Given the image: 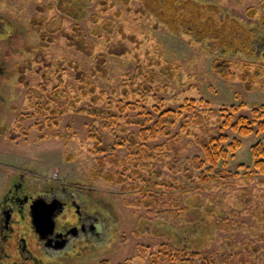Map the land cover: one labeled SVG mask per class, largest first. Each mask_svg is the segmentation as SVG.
<instances>
[{"label": "rangeland", "instance_id": "1", "mask_svg": "<svg viewBox=\"0 0 264 264\" xmlns=\"http://www.w3.org/2000/svg\"><path fill=\"white\" fill-rule=\"evenodd\" d=\"M189 1L211 5L217 18L228 15L245 29L264 28V0ZM148 6L151 0H0L6 70L0 84V186L24 174L34 183L33 193L49 187L74 193L82 204H92V213L105 226L68 254L43 255L28 232L17 233L11 242L26 236L42 260L34 264H152L164 246L199 252L200 258L187 264H264V175L197 190L185 172L193 171L189 158L203 154L197 139L205 131L242 141L229 160L232 171L240 164L253 166L251 147L264 135L240 137L220 127L231 106L237 107L234 120L251 118L255 108L264 106V52L221 53L214 40L172 33ZM82 39L85 51L78 49ZM122 46L126 53L115 51ZM101 56L105 75L95 69ZM217 62L230 67L228 79L218 73ZM75 64L97 92L115 90L114 103L123 87L131 98L143 95L144 120L150 121L147 114H154L159 101L182 116L168 126L170 135L167 127V134L149 132L148 139L140 134V124L122 122L121 135L137 137L139 155L132 147L110 148L116 136L96 122V135L110 145L97 152L99 141L88 125L92 119L82 109L91 103L90 95L67 107L57 127L47 125L46 137L37 128L28 131L35 122L28 121L30 90L42 91L46 76L49 91L62 84L63 93L79 95ZM100 99L98 105L105 107L107 97ZM196 111L207 129L194 120ZM141 112L128 114L136 119ZM186 121L188 130L182 126ZM27 256L16 260L26 264Z\"/></svg>", "mask_w": 264, "mask_h": 264}, {"label": "trees", "instance_id": "2", "mask_svg": "<svg viewBox=\"0 0 264 264\" xmlns=\"http://www.w3.org/2000/svg\"><path fill=\"white\" fill-rule=\"evenodd\" d=\"M148 1V0H147ZM151 0L153 6H148L158 20L164 24L174 34L188 35L192 39L207 38L214 40L222 49L221 53H227L231 51L250 53L252 56L264 52V28L255 31L256 29L243 28L237 24L234 19L225 15V18L217 16V10L211 5L205 6L197 4L194 1L185 0ZM217 11V12H216ZM213 41V42H214ZM79 50L85 51L84 39L78 42ZM127 48V47H126ZM124 46L116 47L115 51H119L120 54H124L128 51ZM87 49H91L88 47ZM111 52V50L109 49ZM105 58L101 56L95 62V69L99 73L105 75ZM73 67L76 69V80L79 81V95L74 97L69 93H63V89L56 86L52 90L49 89L50 80L45 76V81L41 84L42 91L31 89L29 93L30 106L28 110V121H35L32 125L28 126V131L34 127L45 136L44 132L48 125L49 127H57L59 124V117L67 111V107H73L76 103L82 100V97L90 95L92 99L88 105L86 104L82 109L84 113L92 120L88 124L92 128L91 136L97 137L99 141L96 145L98 153L108 151L110 146L104 143V139L96 135L97 130L95 123L99 124V127L106 128L110 133L116 136L115 146L117 147H132L133 154H143L142 148L138 149L137 137L131 135L128 138L123 137L122 122L124 123H136L140 124L144 128L140 130V134L144 135L148 139V133L151 132L153 136L161 134H167L166 130L168 126L177 124V117L182 116V111H176L171 108L164 109V103L162 101L156 102L153 107L152 113H148L150 121L144 120L141 117L144 115L142 110L146 112L147 99L142 95L134 99L131 98L129 90L123 87L120 97L114 103L113 96L116 91H112L107 94L105 89L96 91V86L92 80L87 76L84 70L75 64ZM215 67L218 69V73L228 79L231 76L230 67L227 63L217 62ZM259 73V71H257ZM92 78L94 76H91ZM62 80V79H61ZM60 80V81H61ZM129 91V92H128ZM140 94V93H137ZM137 94H134L136 96ZM81 96V98L79 97ZM107 97L104 105L99 106L101 97ZM143 98L142 104L141 99ZM193 103V101H191ZM161 107V108H160ZM236 106H231L224 111V115L221 118L222 124L220 130L226 133L227 130L232 131L240 137H246L250 135L260 136L264 135V106L255 108L252 111V117L239 116L234 120L233 112L236 111ZM118 111L119 115H116L114 111ZM133 110H139L141 114L136 119H132L129 116V112ZM82 111V112H83ZM157 115V117H155ZM201 114L197 111L194 115V120L197 124L202 126V129H207L200 121ZM134 120V122H132ZM224 120V121H223ZM149 121V122H147ZM234 121V122H233ZM101 122V123H100ZM151 124L147 126L146 124ZM190 121H186L182 126L188 130ZM171 128L168 127V135L171 134ZM203 137H198L197 145L201 148L202 155H194L191 159V166L193 171L187 169L186 178L188 182L192 184L194 189L203 188L211 189L213 186L221 185L223 181L239 180L241 178L251 179L257 173L261 176L264 175V137L259 139L257 143L252 145L251 153L253 158V166L246 164H240L237 166L236 171L230 169L229 160L234 158L237 151L242 146V141L238 138H234L230 141V138L226 134L212 135L208 131ZM99 145V146H98ZM177 155V154H176ZM245 172L241 174V171ZM197 171L198 174L195 172ZM138 174V173H135ZM178 183V182H177ZM145 186H149L148 180L144 181ZM179 184V183H178ZM158 185V186H157ZM156 186L159 187V184ZM144 186V187H145ZM202 188V189H203ZM201 255L194 249L167 247L164 246L155 261L152 264H187L192 259H199ZM188 259V260H187Z\"/></svg>", "mask_w": 264, "mask_h": 264}, {"label": "flooded vegetation", "instance_id": "3", "mask_svg": "<svg viewBox=\"0 0 264 264\" xmlns=\"http://www.w3.org/2000/svg\"><path fill=\"white\" fill-rule=\"evenodd\" d=\"M1 28L0 25V33L3 34L4 29L1 30ZM3 56L4 54L0 53V84L6 74ZM32 185H34L33 181L27 180L24 174H19L18 177L9 179L4 186H0V264H20L21 261L18 262L16 259H26L23 257L24 254H28L26 264L42 261L35 255V246L30 245L26 236L21 235L16 239L18 241L11 242L17 233L28 232V238L32 233L31 239L36 246L41 247L43 255H46L45 252L51 254L64 251L66 254L69 251L76 252L75 250L80 249L81 245L87 241L86 239L94 238L91 228L95 223L102 224L104 231V223L92 213L91 203L83 202L82 204L74 193L60 191L55 187L33 193L30 190ZM38 199H42L44 205L54 203L56 206H62L54 218L55 228L40 224L39 233L34 229L31 217L32 208ZM82 206H86V210ZM44 237L46 239H42ZM60 240L67 241L64 249L55 250L53 245L49 247L46 245V242L55 245L56 241Z\"/></svg>", "mask_w": 264, "mask_h": 264}, {"label": "water", "instance_id": "4", "mask_svg": "<svg viewBox=\"0 0 264 264\" xmlns=\"http://www.w3.org/2000/svg\"><path fill=\"white\" fill-rule=\"evenodd\" d=\"M42 202H43L42 199H38L37 201H35V204H34L35 206L32 208V211H31L32 224L37 233H39L40 224H47L52 229H54L55 228L54 218L57 212H59V210L62 209L61 205L56 206L54 203L50 205H44ZM102 228H103L102 224L95 223L92 225L91 231L93 232L94 235H100L102 233ZM42 239H46V237ZM58 239H59V236H58ZM46 245L48 247L53 245V248L55 250H61L66 247L67 241L66 240L56 241L55 245L51 242H46Z\"/></svg>", "mask_w": 264, "mask_h": 264}]
</instances>
